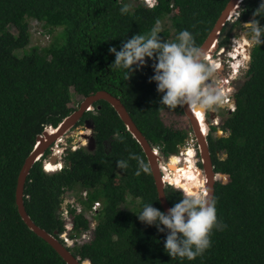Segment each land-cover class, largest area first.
I'll use <instances>...</instances> for the list:
<instances>
[{"label": "trees", "instance_id": "1", "mask_svg": "<svg viewBox=\"0 0 264 264\" xmlns=\"http://www.w3.org/2000/svg\"><path fill=\"white\" fill-rule=\"evenodd\" d=\"M135 1V3H133ZM228 0H157L146 7L138 0H0V264H67L44 239L31 231L15 204V186L25 157L36 136L48 125L53 127L75 107L71 96H84L104 89L118 96L148 142L158 147L173 176L172 184L202 186L203 176L195 165V155H176L187 135L186 129L167 126L161 111L183 113L182 107L169 109L160 104L162 93L150 81L153 60L127 80L124 71L113 69L114 54L121 41L133 34L156 29L162 39L174 40L187 29L201 45ZM130 5L126 13L122 4ZM260 0H242L237 17L226 24L219 45L230 34L243 29L240 22L252 18ZM168 17L171 27L157 28ZM264 24V18H260ZM40 22L43 32L62 28V41L53 37L46 45H30V21ZM14 27L15 32L10 30ZM22 49L19 54L18 50ZM235 109L222 119L225 136L207 135L215 172L228 180L214 183L217 217L226 227L214 230L212 246L194 260L170 257L164 250L165 233L155 225L141 222L137 214L145 203L162 210L149 168L136 175L139 155L148 165L136 139L126 129L114 108L100 99L87 110L93 122L95 147H67L60 170L46 172L43 159L31 166L23 191L25 209L31 219L47 231L66 228L57 208L66 189H88V199L101 201L90 238L68 249L80 261L91 264H264V44L250 47L246 78L235 92ZM99 106V107H98ZM215 128L212 127V130ZM121 137L123 139L121 140ZM216 150L225 153L218 157ZM175 154V155H173ZM117 159L128 160L119 169ZM54 168L49 169L54 170ZM180 176L181 178H177ZM221 175H217L219 178ZM171 206L182 196L176 187L165 185ZM129 196V199L127 197ZM128 200L131 209L122 208ZM89 221L74 215L70 236L87 229Z\"/></svg>", "mask_w": 264, "mask_h": 264}, {"label": "clouds", "instance_id": "2", "mask_svg": "<svg viewBox=\"0 0 264 264\" xmlns=\"http://www.w3.org/2000/svg\"><path fill=\"white\" fill-rule=\"evenodd\" d=\"M138 1L142 3L140 0ZM129 8L130 5L124 3L119 11L123 14ZM258 17L264 18V0H260L258 7L253 10L250 20L240 23L249 35L250 42L255 45H262L264 44V24L260 22ZM44 33L49 34L48 32ZM108 51L115 57L111 64L112 68L126 70L124 75L127 80L136 70L146 64V57L153 60L151 66L154 74L149 77V80L154 81L157 92L162 93L160 104L169 109L187 106L188 109L197 112H207L228 102L229 97L223 82L213 80L217 65L207 59L200 46L196 44L194 35L187 29L180 30L174 40L162 39L156 29L147 34H133L130 38L121 41L119 50L115 46H110ZM241 59L242 57H239V60ZM238 62L240 65V61ZM203 115L206 119L205 115L207 114ZM220 125L221 132L217 136L227 135V131H224L227 133L222 135L223 129ZM211 126L208 123V131ZM216 128L217 126H215ZM122 139L123 137H121ZM51 152L49 149L47 157L52 155ZM159 155L162 154L159 153ZM47 157L43 159V170L46 172L56 171L55 169L51 171L45 169ZM128 159L137 161L136 175H140L141 171L149 172V166L139 155L130 152ZM116 166L119 169H125L128 167V160L117 159ZM218 175L226 174L219 173ZM170 185L172 184L170 183ZM179 187L182 190V196L167 211L154 207L153 203H145L137 217L141 222L147 225H155L157 231L166 234L164 250L170 257L186 258L191 261L202 256L207 249L211 248L213 231L223 230L226 225L217 217L216 199L210 196L205 188L196 185H179ZM94 201L99 202V212L101 201L96 199L92 202ZM93 229L94 227H90L89 224L87 229L78 233V236L71 237L70 230L66 229L58 235L62 239V243L69 248L75 242L81 243L88 240ZM62 234H65L67 239Z\"/></svg>", "mask_w": 264, "mask_h": 264}, {"label": "water", "instance_id": "3", "mask_svg": "<svg viewBox=\"0 0 264 264\" xmlns=\"http://www.w3.org/2000/svg\"><path fill=\"white\" fill-rule=\"evenodd\" d=\"M241 0H228L225 7L222 9L220 15L216 19L213 27L203 40L200 45L202 52L207 55L215 51L218 47L219 39L221 37V31L226 24L228 18L236 10V6L240 5ZM103 99L110 103L114 108L119 118L124 123L126 129L130 134L136 139L139 143L150 168L154 185L156 188L157 196L159 203L163 211H167L171 207L169 204L166 194H165V185L170 184V181H165L163 177V170L161 168V155L155 151L152 145L148 142L146 137L137 127L133 119L131 118L126 107L120 100V98L107 90L100 89L95 91L92 94L84 96L79 103V105L68 115H66L57 126L53 127L48 125L44 130L36 136V142L32 150L25 157L23 164L18 172L16 186H15V204L17 211L26 224V226L33 231L36 235L44 239L56 252L62 257V259L67 264H91L89 259H84L80 261L75 257L72 252L55 236L57 233L56 230L49 232L45 228L37 225L27 213L24 202H23V191L26 177L29 173V170L33 163L38 160L46 149H52L51 145L59 140L60 137L64 136L71 128H73L77 122L81 119L83 114L89 110L93 109L94 102ZM99 107V106H98ZM184 115L188 118L190 127L195 134L197 141V151L199 154V160L201 162V173L205 179V189L207 190L210 196H213L214 193V183L217 178L218 172H215L213 169V163L211 155L208 148L207 142V133H208V122L207 129L201 131L199 122L191 109H188L187 106L182 107ZM85 127H90L93 129V122L91 119L84 120ZM91 145L87 144L86 147L88 150H92L95 147V141L93 134L90 136ZM53 155V154H52ZM52 155L49 159H52ZM56 161V160H55ZM72 242V241H71Z\"/></svg>", "mask_w": 264, "mask_h": 264}, {"label": "built area", "instance_id": "4", "mask_svg": "<svg viewBox=\"0 0 264 264\" xmlns=\"http://www.w3.org/2000/svg\"><path fill=\"white\" fill-rule=\"evenodd\" d=\"M142 4H144L146 7H152L157 3V0H140ZM242 0L240 1L241 4ZM236 10L234 13L228 18L226 21V24L230 25L234 20L237 19L239 15L240 6H236ZM31 22V21H30ZM36 22H31L30 25V32L36 34L37 36H49V34H46L43 32V29L41 28L40 24H36ZM225 24V25H226ZM40 26V27H39ZM235 31V30H234ZM235 33L232 32L231 35ZM230 35V36H231ZM252 43L249 40V37L245 35L243 32H241L240 29H238L237 34H233L230 37V42L228 41L227 44L219 45L215 51H213L210 54H207L206 57L209 61L217 65L216 72L213 76V80H220L223 82V86L227 89L228 94V102H226L224 105H222L220 108L225 109L228 111L227 113L233 111L236 106L235 102V92L236 87L239 86V83L241 81H238L241 74H238L240 71H247L249 67V60H250V47ZM239 57H242L241 60H239ZM240 61V65L238 64ZM210 111L203 112V114H208ZM212 118L211 116L209 117ZM212 126H217L216 128V135L221 132L219 129V125L221 124L220 117L218 115H215L212 118V121L209 122ZM187 135L184 138V142L182 145L179 146L178 154H181L182 152L186 150H191L194 152V155L197 152V141L194 132L192 131L190 125L186 129ZM62 137L59 138V141L61 144V147H58V140L53 143L54 146H52L51 153L57 152V162L53 165L55 166V170L61 169L63 162H62V156L66 150V145H63V142L61 141ZM75 146L72 147L74 149ZM153 149L160 153L158 147H154ZM47 160V159H46ZM49 160V159H48ZM57 164V165H56ZM46 163L44 165L46 168ZM88 189L82 188L79 191H76L74 189H66L64 192L60 195V202L57 208V213L59 217L64 220L66 230H70L71 224H72V218L74 215L81 214L85 218H88L90 227H94L96 215L98 213V206L99 202L94 201L90 205L85 204V202L88 199ZM65 237V234H62ZM65 239H67L65 237Z\"/></svg>", "mask_w": 264, "mask_h": 264}, {"label": "rangeland", "instance_id": "5", "mask_svg": "<svg viewBox=\"0 0 264 264\" xmlns=\"http://www.w3.org/2000/svg\"><path fill=\"white\" fill-rule=\"evenodd\" d=\"M135 3V1L133 2ZM36 22L35 20H31V22ZM38 23V22H37ZM36 23V24H37ZM40 24V22H39ZM38 25V24H37ZM171 27V24H170V20L168 17H165L163 18V20L157 24V28H162V27ZM40 27V26H39ZM10 30H12L13 32H15V29L14 27H10ZM241 30V29H240ZM62 28L61 27H56L54 28L51 33L49 34V36L45 37V36H37L36 34L32 33L31 32V41H30V45H33V44H39L41 46H44L46 45L49 41H52L53 37L56 38L55 40L60 42L62 41V38H61V34H62ZM237 31L238 29H236L233 33V34H237ZM241 32H243L245 35H247L249 37V35L247 34L246 30L245 29H242ZM232 34V35H233ZM63 35V34H62ZM231 35V34H230ZM231 35V36H232ZM230 36V37H231ZM229 42H230V38H229ZM18 53L21 54L22 53V49L21 50H18ZM238 74H241L240 75V78L238 79V81H241L243 82L244 79L246 78V71H240L238 72ZM239 87V86H237ZM236 87V88H237ZM83 96L80 95V94H77V93H73L72 96H71V101L69 102V105L70 106H73V107H77L79 105V103L81 102ZM214 113L213 110L210 111V113ZM217 115L221 118V119H224V117L227 115V112L225 109H218L217 111ZM215 114V113H214ZM161 118L163 120V122L167 125V126H171V127H174V128H183V129H187L189 127V121H188V118L184 115V113H175V112H172V111H168V110H163L161 111ZM87 129H91L89 127H85V123H82V124H76L73 128H71L64 136H62V142H63V145L65 144L66 147H78V146H81V145H85L86 144V140L82 138V133L81 131H86ZM92 132V130H91ZM227 132H222V135H225ZM61 144L60 141L58 140V144L57 146L58 147H61ZM52 146L54 145H51V148ZM178 155V153L176 154ZM51 156V154L49 155V157ZM171 156V155H170ZM225 155H223L224 157ZM49 157H47V160H46V168H51L53 165H49L50 164V161L48 160ZM169 157H163L161 155V162L163 163H167ZM44 161V160H43ZM57 161V160H56ZM56 161H54L56 163ZM199 168V167H197ZM200 170V168H199ZM170 176L172 177V175L170 174ZM177 178H181L180 176H178ZM169 179V178H167ZM166 179V180H167ZM217 180L221 181V182H226L227 181V175H221ZM216 180V181H217ZM196 182H191V183H185L187 186H191V185H195ZM172 184V183H171ZM172 186L176 187L177 189H180L181 188L179 187L178 184H175L173 183ZM182 191V190H181ZM127 199H129V196L127 197ZM122 208L124 209H131L132 208V204L130 202H128V200L125 202V203H122ZM88 219V218H87ZM89 221V220H88ZM96 221V219L94 220ZM71 244V243H69Z\"/></svg>", "mask_w": 264, "mask_h": 264}, {"label": "bare ground", "instance_id": "6", "mask_svg": "<svg viewBox=\"0 0 264 264\" xmlns=\"http://www.w3.org/2000/svg\"><path fill=\"white\" fill-rule=\"evenodd\" d=\"M195 111L196 110H192L193 114L195 115V117L197 118V120L199 122V126L201 128V131H204L205 132V130L207 129V120L204 119V117H202V116L199 117L198 115H196ZM81 133H82V138L86 140V145L87 144H90L91 145V140H90V136L92 135L91 129H87L86 131H81ZM57 152L58 151L52 153L53 155H52V159H49V161H50V164L49 165H53L55 163L54 161L57 160ZM193 154H194L193 151L186 150V151H184V152H182L181 154H178V155L180 157H184V156H191ZM195 161H196V159H195ZM54 167L55 166L53 165L51 168H54ZM51 168H47V169H51ZM161 168H162V170L164 172L163 173L164 180L165 181H170V183H172L173 176L172 177L170 176V174H171L170 173V170H171L170 166L167 163L165 164V163L162 162L161 163ZM198 170H199V168H198ZM199 172H200V175L203 176V174L201 173V170H199ZM167 178H169V179H167ZM195 185H196V183H195ZM204 185H205V179L203 177V184H202V187L203 188H205Z\"/></svg>", "mask_w": 264, "mask_h": 264}, {"label": "flooded vegetation", "instance_id": "7", "mask_svg": "<svg viewBox=\"0 0 264 264\" xmlns=\"http://www.w3.org/2000/svg\"><path fill=\"white\" fill-rule=\"evenodd\" d=\"M218 109H222V108L219 107V108L213 110L215 114L212 113V112H211V113L208 112V114L205 115V116H206V120L208 121V123H209L210 121H212V118H213L215 115H217V113H218V112H217ZM195 113H196V115H198L199 117H200V116L204 117L203 112H197V111H195ZM210 116L212 117L211 119L209 118ZM220 121H221V123H222V119H221V118H220ZM220 130H221V129H220ZM222 131H224V130H222ZM212 132H213V135L217 136V135L215 134L216 129L214 128V129L212 130V126H211L210 129H209V131H208V133H207V135H211ZM206 137H207V136H206ZM207 142H208V139H207ZM208 148H209V152H210L211 159H212V154H211V151H210V146H209V144H208ZM215 154H216L218 157H223V155H225V153H224L223 151H221V150H216V151H215ZM195 159H196L195 165L201 167V162H200V160H199V154H198V152H196Z\"/></svg>", "mask_w": 264, "mask_h": 264}]
</instances>
